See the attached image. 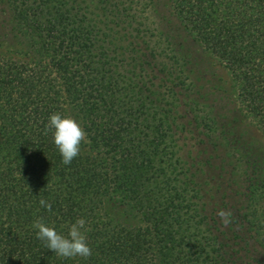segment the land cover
I'll return each instance as SVG.
<instances>
[{"label": "trees", "instance_id": "1", "mask_svg": "<svg viewBox=\"0 0 264 264\" xmlns=\"http://www.w3.org/2000/svg\"><path fill=\"white\" fill-rule=\"evenodd\" d=\"M3 20L0 264H264V151L238 121L264 132V0H0ZM57 112L87 134L69 165L45 135ZM79 218L87 259L32 226Z\"/></svg>", "mask_w": 264, "mask_h": 264}, {"label": "clouds", "instance_id": "2", "mask_svg": "<svg viewBox=\"0 0 264 264\" xmlns=\"http://www.w3.org/2000/svg\"><path fill=\"white\" fill-rule=\"evenodd\" d=\"M52 132L53 143L57 148L62 163L65 165L71 162L80 154L82 142H87V134L81 125L70 116H62L60 113L50 115L46 125L45 135ZM39 204L42 208L51 211L52 205L45 199H40ZM217 215L222 223L227 226L230 222L228 217L230 212L224 210L218 211ZM86 221L83 218L77 219L68 229L67 236L56 231L37 219L33 223L36 231V237L44 242L47 249L52 250L58 257L71 259L81 257L87 259L92 255V249L87 243Z\"/></svg>", "mask_w": 264, "mask_h": 264}, {"label": "rangeland", "instance_id": "3", "mask_svg": "<svg viewBox=\"0 0 264 264\" xmlns=\"http://www.w3.org/2000/svg\"><path fill=\"white\" fill-rule=\"evenodd\" d=\"M163 10H167V7L164 6ZM8 23L9 22L5 20L0 21V40L4 35L10 34ZM10 50H12V52L14 51L18 52L19 54H23L25 53L26 48L16 43L15 45L10 47ZM198 52L201 55L199 59L200 61H202L203 68L205 71H207L206 82L213 87L218 97L222 99L224 105L232 107L234 104V96L232 94V84L228 70L226 69L224 64L208 50L200 47L198 49ZM238 117V121L240 122L242 128L245 130L246 134L264 151V132L259 127H257L250 119H248L244 115H241V113L239 112Z\"/></svg>", "mask_w": 264, "mask_h": 264}]
</instances>
